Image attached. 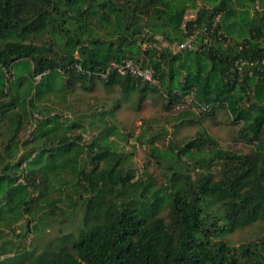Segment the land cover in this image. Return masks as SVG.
<instances>
[{
	"label": "trees",
	"instance_id": "1",
	"mask_svg": "<svg viewBox=\"0 0 264 264\" xmlns=\"http://www.w3.org/2000/svg\"><path fill=\"white\" fill-rule=\"evenodd\" d=\"M200 4L210 8L198 19L210 34L199 41L210 45L159 50L183 40L184 15ZM256 4L263 10L251 17ZM248 60L259 64H241ZM124 61L150 69L157 85L107 75ZM262 61L264 0H0V238L19 222L38 234L78 222L40 253L7 258L4 242L0 264H264V237L229 240L264 223ZM98 83L141 101L160 93L168 111L190 98L178 119L193 108L208 117L225 111L249 150L225 149L203 129L162 151L156 142L165 132L142 133L137 141L154 158L147 165L162 180L149 166L138 173L115 139L118 126L106 120L115 115L82 113L69 100Z\"/></svg>",
	"mask_w": 264,
	"mask_h": 264
},
{
	"label": "rangeland",
	"instance_id": "2",
	"mask_svg": "<svg viewBox=\"0 0 264 264\" xmlns=\"http://www.w3.org/2000/svg\"><path fill=\"white\" fill-rule=\"evenodd\" d=\"M256 10L261 12L263 7L256 4V8L254 6V10H252L251 17L254 16ZM235 37L237 38L236 40L241 39L238 35H235ZM157 39H160V37ZM167 44L165 41L161 42V46H158V49L166 48ZM154 85H157V82ZM69 98L75 104L73 106L79 107L82 113L103 108H106L107 112L113 113L115 118L108 114L106 115V120H111L113 124L118 126L122 138L115 139L121 144L122 149L124 148L125 153L130 156L134 168L140 173L146 166H149L148 170L160 181L162 180V170L153 164L147 165L148 162L154 161V158L150 156V148L146 144L137 141L139 134L145 133L148 138L150 135L165 132L166 137L158 139L156 142V147L163 151L171 142L178 147L183 146L185 142L196 138L197 134L204 129L210 136L217 139L219 144L225 149L242 152H248L249 150L248 146L237 140L236 134L240 126L233 124L232 119L227 116L225 111H218L214 116L208 117L199 114V110L193 108L188 110V116L179 118V120V112L184 108H190V98L186 99L185 104L183 103L184 105L168 111L165 109L166 102L161 98L160 93L152 94L148 92L144 100L141 101V95L139 94L124 98L118 88L106 90L99 83L91 91L78 88L77 92L69 96ZM61 112L65 116H73L69 110H62ZM36 117L40 118L39 115ZM31 128H33V125H29L26 129L27 132L25 131L22 134L27 137ZM85 135L86 139L89 140V134ZM31 217L27 216V219ZM64 220H66V217ZM35 222L38 223V220L33 221L34 226L37 224ZM69 222L53 223L52 227L46 228L40 234L32 229L29 232H24L20 228L21 224L19 222L15 225L14 231L9 233V230H5L8 235L0 238V247H2L4 242H10L7 258L18 257L32 251L40 253L54 238L62 234H68L77 228L78 222L75 225H71ZM39 227L41 228V226ZM261 237H264V223L255 224L252 227L237 231L229 236V240L232 245L239 246ZM20 262L22 264L33 263L29 259Z\"/></svg>",
	"mask_w": 264,
	"mask_h": 264
},
{
	"label": "built area",
	"instance_id": "3",
	"mask_svg": "<svg viewBox=\"0 0 264 264\" xmlns=\"http://www.w3.org/2000/svg\"><path fill=\"white\" fill-rule=\"evenodd\" d=\"M210 8L205 4H200L196 9H190L186 11L182 24L181 29L183 31V40L181 42H175L172 45L167 44L166 47H170L174 52L180 51H189V52H196L204 50L210 43H201L199 38L205 34V38L210 34V31L207 27L200 26L198 24L199 14L203 10H209ZM220 20V15L214 18L213 27L215 28L217 23ZM220 41H223L224 35L221 32L217 34ZM241 63V62H240ZM240 63H237L238 65ZM242 65H249L250 67H254L258 65V61L248 60L246 62H242ZM264 64V61H262ZM111 71H117L122 76H133L141 79L144 82H151L153 84L156 81L153 79V73L150 69H142L140 66L134 64L131 61H124L123 63H113L111 67L107 70V75ZM41 76L37 78L40 79ZM34 128L29 130L28 136L26 138H31V134Z\"/></svg>",
	"mask_w": 264,
	"mask_h": 264
}]
</instances>
